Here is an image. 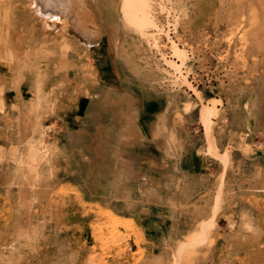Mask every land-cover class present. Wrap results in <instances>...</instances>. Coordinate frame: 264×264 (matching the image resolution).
<instances>
[{
  "label": "rangeland",
  "instance_id": "1",
  "mask_svg": "<svg viewBox=\"0 0 264 264\" xmlns=\"http://www.w3.org/2000/svg\"><path fill=\"white\" fill-rule=\"evenodd\" d=\"M152 99L165 155L202 125L218 169L190 195L173 166L147 225L103 207L90 149ZM0 264H264V0H0Z\"/></svg>",
  "mask_w": 264,
  "mask_h": 264
},
{
  "label": "crops",
  "instance_id": "2",
  "mask_svg": "<svg viewBox=\"0 0 264 264\" xmlns=\"http://www.w3.org/2000/svg\"><path fill=\"white\" fill-rule=\"evenodd\" d=\"M140 110L141 118H137L136 123L129 128V134L124 140L115 143L106 140L91 147L90 150L96 158L91 165L95 164L96 168L103 163V191L109 189L115 191V198L103 200V207L119 218L142 221L149 225L159 219L168 218L167 208L178 202L181 193L168 194L175 189V185L173 187L175 177L170 170L173 166L180 178L176 190L178 187L186 189L189 186L193 187L190 195H198L203 191L204 186L200 184L202 179L209 175L214 176L213 172L218 169L216 168L218 162L207 153L208 144L202 125L199 136L192 137L194 143L189 144L185 141L177 158L173 160L171 154L167 157L162 141L158 142L155 139L157 127L155 121L163 110L161 102L156 99L148 100L141 103ZM169 129L171 130L167 128ZM84 147L87 152V146ZM214 147L217 153L220 152L217 143ZM93 172L98 173L95 170ZM165 178L169 182H165ZM69 185L78 191L84 204H101L100 201H93L94 195L87 193L77 184L69 182ZM168 195L170 201L165 200V203H161L162 197L167 199Z\"/></svg>",
  "mask_w": 264,
  "mask_h": 264
},
{
  "label": "bare ground",
  "instance_id": "3",
  "mask_svg": "<svg viewBox=\"0 0 264 264\" xmlns=\"http://www.w3.org/2000/svg\"><path fill=\"white\" fill-rule=\"evenodd\" d=\"M35 41H38V37L35 35V32H34V34L30 37V43H33V42H35ZM183 53L180 51L178 54H177V57L180 59V60H182V58H183V55H182ZM182 64H183V62H182ZM205 106H204V109H203V111H205ZM203 119H204V122H206V123H208L207 121V113H204L203 112ZM209 128V127H208ZM210 129V128H209ZM86 203V202H85ZM103 216L104 217H106L107 218V221L108 220H110L111 221V216L108 214V213H103ZM103 217V218H104ZM120 225V224H119ZM119 227V226H118Z\"/></svg>",
  "mask_w": 264,
  "mask_h": 264
}]
</instances>
